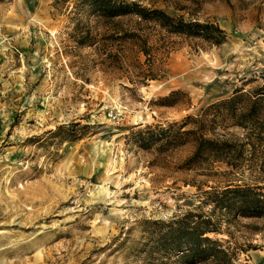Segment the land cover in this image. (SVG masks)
<instances>
[{
  "label": "rangeland",
  "instance_id": "374dc122",
  "mask_svg": "<svg viewBox=\"0 0 264 264\" xmlns=\"http://www.w3.org/2000/svg\"><path fill=\"white\" fill-rule=\"evenodd\" d=\"M129 1L216 23L225 40L99 17L80 0H27L35 31L0 50V264H185L152 250L149 230L188 210L220 217L208 235L236 264H264V217L227 221L205 194L263 186V154L187 163L198 119L206 136L246 133L208 121L209 106L262 82L264 0ZM168 127L189 132L146 134Z\"/></svg>",
  "mask_w": 264,
  "mask_h": 264
},
{
  "label": "trees",
  "instance_id": "16d2710c",
  "mask_svg": "<svg viewBox=\"0 0 264 264\" xmlns=\"http://www.w3.org/2000/svg\"><path fill=\"white\" fill-rule=\"evenodd\" d=\"M80 3L86 6L88 12L99 17L115 18L134 14L142 19L155 20L170 32L200 38L211 44H220L226 37L225 31L216 23L173 16L165 10L149 8L137 1L80 0ZM171 95L173 93L162 100L167 101ZM211 108L217 111L208 121L212 123L217 118L227 119L229 124L243 127L246 133L235 139L206 136L201 130L204 117L198 119L195 147L187 158V163L212 159L238 165L248 154L256 157L260 152L264 156V76L259 84L245 91L236 89L227 99L209 106ZM188 132L189 130L179 131L174 135L168 127L157 131L147 130L146 134L149 139L167 142L175 140L176 136L181 138ZM259 170L261 173L264 171V157ZM205 194L207 201L213 204V214L217 211L227 221L237 217H264V185L229 184L221 191H207ZM210 215L188 210L169 222L152 221L153 227L149 230L151 249L156 250L160 257L176 256L177 260L185 264H236L233 255L217 239L208 235L220 230L221 223L220 217L214 220Z\"/></svg>",
  "mask_w": 264,
  "mask_h": 264
},
{
  "label": "crops",
  "instance_id": "0c3cea01",
  "mask_svg": "<svg viewBox=\"0 0 264 264\" xmlns=\"http://www.w3.org/2000/svg\"><path fill=\"white\" fill-rule=\"evenodd\" d=\"M0 4V50L4 51L11 46V39L19 41V38L31 34V24L39 18L35 13L26 12L27 0H12L4 8Z\"/></svg>",
  "mask_w": 264,
  "mask_h": 264
}]
</instances>
